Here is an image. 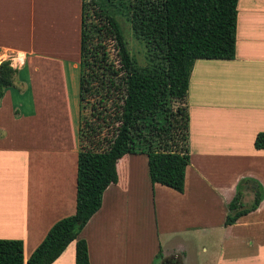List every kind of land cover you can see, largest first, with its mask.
<instances>
[{"label": "crops", "instance_id": "crops-1", "mask_svg": "<svg viewBox=\"0 0 264 264\" xmlns=\"http://www.w3.org/2000/svg\"><path fill=\"white\" fill-rule=\"evenodd\" d=\"M81 5L0 0V61L16 69L0 99V238L21 239L25 262L75 212ZM187 105L183 191L152 183L145 154L124 155L79 234L90 264H264V149L254 147L264 131V0H238L235 57L195 60ZM246 185L260 191L259 205L226 225ZM145 218L168 234L164 249L158 237L144 251ZM51 264H75V241Z\"/></svg>", "mask_w": 264, "mask_h": 264}, {"label": "trees", "instance_id": "trees-1", "mask_svg": "<svg viewBox=\"0 0 264 264\" xmlns=\"http://www.w3.org/2000/svg\"><path fill=\"white\" fill-rule=\"evenodd\" d=\"M101 3L81 5L75 212L51 226L26 262L21 239L0 238V264H51L72 241L75 264H90L87 241L79 234L101 207L105 189L118 181L117 162L124 155L145 154L152 183L183 191L192 66L197 59L235 57L238 0H125L132 33L149 52L146 66L135 61L118 20ZM15 74L9 59L0 61V99ZM254 147L264 149V131L256 134ZM246 190L253 192L250 204L244 202ZM259 202V190H238L225 224Z\"/></svg>", "mask_w": 264, "mask_h": 264}, {"label": "rangeland", "instance_id": "rangeland-1", "mask_svg": "<svg viewBox=\"0 0 264 264\" xmlns=\"http://www.w3.org/2000/svg\"><path fill=\"white\" fill-rule=\"evenodd\" d=\"M100 2H102L101 4H103L108 11L113 14L116 19L118 20L119 24H120V28L121 31L127 41V46L130 50L131 55H133L135 61L141 65V66H146L149 65V52L147 47L145 46L144 42H142L141 40L137 39L134 34L132 33V29H131V25H130V21L127 17V11L126 8L124 7V1L125 0H99ZM106 2V4L104 3ZM91 20V18H90ZM110 47H113L110 44ZM113 50H111V55L113 54ZM156 141V140H155ZM154 144L156 145V142H154ZM158 215V212H157ZM145 218L144 220V224H143V230L144 231V243H143V249L144 251H148V247L151 244L152 238L153 239H157L159 237L158 242H160L162 248L164 249L167 245L168 242V234H161V231L159 230V228H155L156 226L153 223L148 222V220ZM158 223V220H157ZM117 228H115V227ZM113 229H112V238L114 239V234H116L117 232H121L118 229V225L114 224ZM117 231V232H116ZM125 231V229L122 231V233ZM114 241V240H112ZM110 241H107V244ZM170 242V241H169ZM155 243H157V241H155ZM199 250H201V248L199 247ZM157 255H160V252H158ZM204 255V253H203ZM156 260V257H154ZM156 262V261H155Z\"/></svg>", "mask_w": 264, "mask_h": 264}, {"label": "flooded vegetation", "instance_id": "flooded-vegetation-1", "mask_svg": "<svg viewBox=\"0 0 264 264\" xmlns=\"http://www.w3.org/2000/svg\"><path fill=\"white\" fill-rule=\"evenodd\" d=\"M175 264H177L176 262H174ZM163 264H172L171 262H169V260H166L165 262H163Z\"/></svg>", "mask_w": 264, "mask_h": 264}]
</instances>
